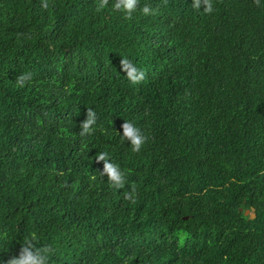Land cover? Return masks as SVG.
Returning a JSON list of instances; mask_svg holds the SVG:
<instances>
[{
    "label": "trees",
    "instance_id": "obj_1",
    "mask_svg": "<svg viewBox=\"0 0 264 264\" xmlns=\"http://www.w3.org/2000/svg\"><path fill=\"white\" fill-rule=\"evenodd\" d=\"M98 3L0 0V264H264V0Z\"/></svg>",
    "mask_w": 264,
    "mask_h": 264
},
{
    "label": "clouds",
    "instance_id": "obj_2",
    "mask_svg": "<svg viewBox=\"0 0 264 264\" xmlns=\"http://www.w3.org/2000/svg\"><path fill=\"white\" fill-rule=\"evenodd\" d=\"M108 2L109 0H99L97 5L98 10L104 9ZM137 2L138 0H114L112 9L122 13L125 17L130 18L137 10ZM191 7L196 11L202 10L208 14H211L214 11L211 0H192ZM142 11L144 15L151 14L150 8L147 6L143 7ZM121 71L133 84L141 82L145 77L144 71L137 68L127 59L122 61ZM24 79V77L21 78V83H23ZM94 123L95 114L89 111L86 120L82 123L83 131L81 134H91ZM122 129V135L118 132L120 138L123 141H129L133 151H139L144 145L147 137L142 134L139 127L130 121H125L122 125ZM97 161H103V173L113 185L117 188L121 187L124 183L125 177L120 170V167L110 162L109 156L106 152H100L97 155ZM53 252L54 249L51 247H38L34 246L31 242H27L21 246L19 255L10 260V264H49V259Z\"/></svg>",
    "mask_w": 264,
    "mask_h": 264
},
{
    "label": "water",
    "instance_id": "obj_3",
    "mask_svg": "<svg viewBox=\"0 0 264 264\" xmlns=\"http://www.w3.org/2000/svg\"><path fill=\"white\" fill-rule=\"evenodd\" d=\"M245 215H248L250 218H254L255 217V209L252 208V209L245 210Z\"/></svg>",
    "mask_w": 264,
    "mask_h": 264
}]
</instances>
